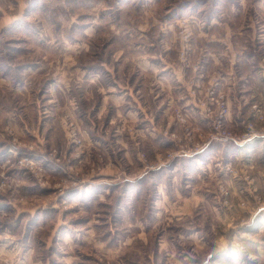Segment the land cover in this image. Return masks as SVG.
Returning <instances> with one entry per match:
<instances>
[{
  "label": "rangeland",
  "instance_id": "374dc122",
  "mask_svg": "<svg viewBox=\"0 0 264 264\" xmlns=\"http://www.w3.org/2000/svg\"><path fill=\"white\" fill-rule=\"evenodd\" d=\"M262 4L0 0V79L13 88L0 91V240L18 254L0 245V262L35 250L31 264H264ZM230 11L242 36L227 56L220 42L208 48L242 61L208 72L202 44L226 38L210 34L211 18ZM143 59L156 69H140ZM164 59L175 67L162 70ZM64 80L66 97L50 101ZM220 96L224 128L261 137L189 155L208 142Z\"/></svg>",
  "mask_w": 264,
  "mask_h": 264
},
{
  "label": "crops",
  "instance_id": "0c3cea01",
  "mask_svg": "<svg viewBox=\"0 0 264 264\" xmlns=\"http://www.w3.org/2000/svg\"><path fill=\"white\" fill-rule=\"evenodd\" d=\"M243 1V0H242ZM263 4H262V8H263ZM246 15L247 14H244V16H245V19H246ZM7 16V15H6ZM225 21L222 23V22H217L218 20L217 19H215V17H212L211 18V22H210V25H209V28H210V30H211V32H210V34H212V33H215L216 34V31H219V30H223L224 31V36L226 37V38H224V39H219V38H217L216 36H214L213 37V40H207V41H205L206 43H204V44H202V45H204L205 47H213L215 44H217L218 42H220V43H222L223 45H225V46H227L226 48H227V50H226V53H225V55L227 56L230 52H229V50L231 49V47H232V41L233 42H235V41H237L239 38L238 37H240V36H242V33H239L240 32V29L238 28V25H237V20H239V21H242V14H240L239 15V17L237 18V14H234L233 12H227V14H225ZM228 16H229V19H228ZM255 30V29H254ZM262 31H264V30H262ZM232 37V38H231ZM231 38V39H230ZM213 43V44H212ZM201 45V46H202ZM204 47V48H205ZM197 48V47H196ZM225 48V49H226ZM198 49L199 48H197V51H198ZM202 49H203V47L200 49L201 51H202ZM134 50H136V49H134ZM87 53L89 52L88 51V49H86L85 50ZM205 51H206V53H207V56H206V59H205V63H204V61H202L204 64H203V67L208 71V72H213V73H219L218 71H220L219 70V68H220V66L222 67H231L232 66V64L231 63H233V62H237V63H239V61L241 62L242 61V59L240 58V57H237V55L235 54V53H233V54H231V57H230V55H229V57H227V59L226 58H223L220 54L219 55H217L216 53H214V54H212L211 53V51H209V48L208 49H206L205 48ZM232 58H235V59H232ZM127 61H128V67L130 68V66H129V58L127 59ZM133 62H134V65H132L133 66V68L131 69L133 72L135 71V67H136V64H135V61H134V57H133ZM169 61H167L166 59H164L163 60V62L161 61V64H163L164 66H162V70L163 69H166L168 66H171L172 68H174L175 66L173 65L174 63H168ZM237 63H235V65H237ZM222 64H224V65H222ZM0 65H2L3 66V64L0 62ZM47 67H49L50 66V64H47L46 65ZM45 66V67H46ZM138 67L140 68V69H142L143 71H152V70H155L156 69V67L155 66H153V64H151V62L150 61H148L147 59H143V60H139L138 61ZM215 68V69H214ZM38 69H40V68H38ZM211 69H214L213 71L211 70ZM218 69V70H217ZM84 74H85V72H83ZM178 73H180V71L177 69V67H176V75H177V77H178ZM46 75H47V72L45 73ZM84 76V75H83ZM100 78L101 77H98V76H92V75H90L89 76V74H88V76H86V78H85V81L87 82V84L88 83H91V82H94V81H96V82H99L100 81ZM159 79H161V77H159ZM101 80H103V79H101ZM259 80H261V78H259ZM262 80H263V82H264V77L262 78ZM108 81H112V83H118L117 81H115L114 79H112V77L111 78H108ZM261 82V81H260ZM257 84V83H256ZM86 87V88H85ZM84 87V89H83V93H84V97L86 98V101H88V99H90V97H91V95H89V90H88V88H87V85ZM57 88H60L61 90H59V89H57ZM13 88H12V86L10 85V83H9V81H8V83L6 82V80H5V78H3V79H0V91H10V92H12L11 90H12ZM18 89H19V87H18ZM18 89H16V91H15V93H21L22 91L20 90V91H18ZM20 89H22V87H20ZM111 89V88H110ZM23 90V89H22ZM54 90H56L57 92H62L64 95L66 94L65 93V90H67V84H65V80L63 81V85H55V84H53V86L52 87H50V88H48V96H49V99H50V101H55V98L56 97H54L55 95L54 94H52L53 93V91ZM100 91H102V89H100ZM244 91V90H243ZM103 92V91H102ZM258 94H260V93H258ZM252 95V94H251ZM253 96V95H252ZM65 97H66V95H65ZM112 97H115V99L117 100V102H119V98H118V96H116L115 94H114V96H112ZM106 100V99H105ZM106 103H107V101H105ZM189 105V102H187L186 104H185V106H188ZM118 106V105H117ZM139 109H140V112H138V113H140V115L142 116V114L144 113L143 111L145 110L144 108L142 109L141 108V106L139 107ZM137 112L136 113H128V117L129 118H132V119H135L136 118V115L138 114ZM85 115V114H84ZM142 121L144 120L143 119V116H142V119H141ZM141 121V122H142ZM230 126H232L233 128H238L239 127V123L237 122V119L236 118H234V120L233 121H231L230 122ZM139 132H141V133H143V134H145L144 133V129H140V131ZM148 133V132H147ZM149 135L151 134L150 132L148 133ZM145 136V135H144ZM149 136H147V138H148ZM152 137V136H151ZM153 138V137H152ZM104 176V178L103 177H101V179L99 180V181H101V182H103V181H106V180H109V177L107 176V175H105V174H103ZM108 178V179H107ZM111 180V179H110ZM99 181H96V182H93L92 184H98L97 186L99 187L101 184H103V183H98ZM100 184V185H99ZM90 187H91V185L89 186V187H87V188H85V192H86V194H90V193H92V194H95L97 191V189L96 190H93V189H90ZM99 192V191H98ZM97 194H99V193H97ZM181 208V207H180ZM191 207L189 206V209H190ZM182 209V208H181ZM189 209L187 208L186 209V211L185 212H189ZM43 223H46L45 221H43ZM40 226H42V224H40ZM58 227V226H57ZM7 243H8V240L7 239H3L2 241L0 240V245L3 247L2 248V250H3V252H2V254L3 255H5V258L7 257V258H9V259H11V260H15L16 259V257L18 256V254H16V253H13L12 251H10V250H8V249H4V247H6L7 246ZM33 249V248H32ZM25 255V254H24ZM34 255H35V250H31L29 253H27L26 254V256H24L23 258L25 259V262H22V264H27V263H29V264H31L30 263V261H31V259H34ZM19 256H21V254L19 255ZM0 264H3V263H1L0 262Z\"/></svg>",
  "mask_w": 264,
  "mask_h": 264
},
{
  "label": "built area",
  "instance_id": "2783aa9c",
  "mask_svg": "<svg viewBox=\"0 0 264 264\" xmlns=\"http://www.w3.org/2000/svg\"><path fill=\"white\" fill-rule=\"evenodd\" d=\"M210 98L214 99V93H210ZM218 98V97H217ZM222 96H220L216 100V104L218 106V112L215 116V120L213 123L214 130L211 132L209 136L208 142L202 144V142L197 143L195 147H193L191 153L189 155H196V154H201L206 146H208L209 143L212 141L214 142H220L222 144H229L233 143L236 144L239 147L244 146L246 143L253 142L255 141L256 138L261 137L259 132H257L252 125H249L247 127V130L244 134L238 135V134H233L231 132H228L224 128V124L227 119L228 115V107H227V102L222 100ZM260 112V111H258ZM210 113V110H209ZM178 120L180 122H186L185 118L183 117L182 114L177 115ZM261 119L264 120V116H261Z\"/></svg>",
  "mask_w": 264,
  "mask_h": 264
}]
</instances>
